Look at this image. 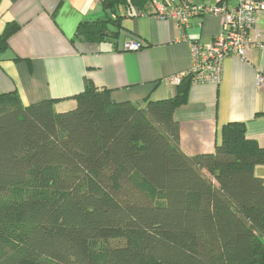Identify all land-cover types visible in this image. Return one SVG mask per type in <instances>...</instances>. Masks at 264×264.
Masks as SVG:
<instances>
[{
    "label": "trees",
    "instance_id": "16d2710c",
    "mask_svg": "<svg viewBox=\"0 0 264 264\" xmlns=\"http://www.w3.org/2000/svg\"><path fill=\"white\" fill-rule=\"evenodd\" d=\"M152 1L100 0L76 37H116L113 15ZM19 29L0 32V55ZM191 84L141 107L87 80L66 112L0 94V264H264V147L232 122L187 157L174 114Z\"/></svg>",
    "mask_w": 264,
    "mask_h": 264
},
{
    "label": "crops",
    "instance_id": "0c3cea01",
    "mask_svg": "<svg viewBox=\"0 0 264 264\" xmlns=\"http://www.w3.org/2000/svg\"><path fill=\"white\" fill-rule=\"evenodd\" d=\"M98 1L102 10L96 13L103 18ZM90 4L0 0V30L9 22L20 26L0 55V94L17 92L25 106L57 100V112H66L76 107L70 97L82 93L90 80L108 90L114 102L145 107L177 96L180 85L171 77L190 69L189 41L208 44L222 33L221 18L212 15L194 18L190 28L181 30L176 19L160 17L152 1L143 12L120 8L113 15L120 19L118 35L90 44L76 37L81 22L98 19L91 17ZM253 39L264 45V12ZM131 41L141 48L126 50ZM174 118L180 125V149L189 158L214 152L224 126L232 122L244 123L247 137L264 147V46L249 50L245 59L226 58L218 84H191ZM256 174L264 178L258 167Z\"/></svg>",
    "mask_w": 264,
    "mask_h": 264
},
{
    "label": "built area",
    "instance_id": "2783aa9c",
    "mask_svg": "<svg viewBox=\"0 0 264 264\" xmlns=\"http://www.w3.org/2000/svg\"><path fill=\"white\" fill-rule=\"evenodd\" d=\"M153 6L160 17L176 19L181 30L190 28L191 21L197 17L212 15L222 20V33L212 42L189 41L192 64L189 70L171 77L175 85L186 79L192 84H218L226 58L245 59L249 50L264 46L253 39V31L264 12V0H153ZM140 48L138 42L125 44L126 50Z\"/></svg>",
    "mask_w": 264,
    "mask_h": 264
},
{
    "label": "rangeland",
    "instance_id": "374dc122",
    "mask_svg": "<svg viewBox=\"0 0 264 264\" xmlns=\"http://www.w3.org/2000/svg\"><path fill=\"white\" fill-rule=\"evenodd\" d=\"M90 5H92L91 6V15H92L91 17L94 16L95 18H98V17H102L103 16L102 14L98 15L96 13V10H98V9L102 10L98 0H91V4ZM104 16H105V14H104ZM113 29H115V28L113 27ZM0 32H3V28L0 30ZM258 170H259L260 173H264V167H258Z\"/></svg>",
    "mask_w": 264,
    "mask_h": 264
}]
</instances>
